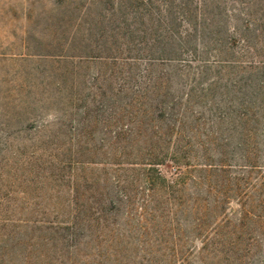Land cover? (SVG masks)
Masks as SVG:
<instances>
[{"label": "rangeland", "instance_id": "rangeland-1", "mask_svg": "<svg viewBox=\"0 0 264 264\" xmlns=\"http://www.w3.org/2000/svg\"><path fill=\"white\" fill-rule=\"evenodd\" d=\"M216 1L168 86L97 57L110 0H0V264H264V0ZM173 97L182 167L151 138Z\"/></svg>", "mask_w": 264, "mask_h": 264}, {"label": "trees", "instance_id": "trees-1", "mask_svg": "<svg viewBox=\"0 0 264 264\" xmlns=\"http://www.w3.org/2000/svg\"><path fill=\"white\" fill-rule=\"evenodd\" d=\"M110 1L112 2L113 10L110 20L106 21L107 18L98 13V17L97 15L95 18L92 17L94 19L91 18L92 20L89 24L90 27L95 26V29L100 28L101 33H103L95 35L94 38H97L96 42L102 43L101 46H104L103 48L107 52L103 55L98 54L97 57L112 59V62H116L117 59L121 58L123 63L129 66V68L144 61L147 66L141 72L140 78L153 82L164 80L168 86L171 84V81L176 78L180 79L183 76V74L181 76L180 73L176 72V74H170L169 71L178 70V67L184 65L189 66L192 61L197 60L192 56H197L202 50L205 51L204 47H200L199 43L196 44V42L190 47V39L193 36L199 37L200 34L203 35L208 31V24L219 22L218 14L215 11L219 10V3L216 0ZM145 20L147 22L146 30L141 27V25H145ZM107 28H109L108 34L105 32ZM228 28L234 30V27ZM227 39L226 47H231L230 45L236 42L233 35H228ZM142 42L145 44L144 47L141 44ZM122 54H126V56L122 57ZM187 54L192 56L187 59ZM197 62L205 65L219 63V66L222 67V70L226 74H233L235 71L238 73L239 69H254L258 67V63L255 60L245 63L238 59ZM156 65L164 66V68L153 73L152 70L155 69L153 67ZM231 78L230 75H227L224 80H230ZM179 103L180 101L173 97L169 104L161 106L159 103H156L154 110L147 111L152 117H158V120H160L159 124L163 123L165 126L163 127L165 130L152 132L151 136L157 142V150L161 156V160L166 159L175 166L182 167L187 162L188 155L186 148L189 140L184 130H174L170 125L171 123L181 126L186 125L185 119L170 111H175V106ZM168 110L172 116L165 119L164 115ZM172 132H174L173 138L175 141L171 147V151L163 153V141H167L165 139L169 136L171 137ZM180 140L184 141V145H180Z\"/></svg>", "mask_w": 264, "mask_h": 264}]
</instances>
